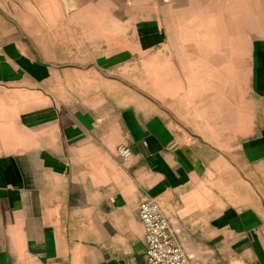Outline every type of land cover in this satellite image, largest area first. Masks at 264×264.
Instances as JSON below:
<instances>
[{"label": "crops", "instance_id": "1", "mask_svg": "<svg viewBox=\"0 0 264 264\" xmlns=\"http://www.w3.org/2000/svg\"><path fill=\"white\" fill-rule=\"evenodd\" d=\"M146 198L264 264V0H0V264H146Z\"/></svg>", "mask_w": 264, "mask_h": 264}, {"label": "built area", "instance_id": "2", "mask_svg": "<svg viewBox=\"0 0 264 264\" xmlns=\"http://www.w3.org/2000/svg\"><path fill=\"white\" fill-rule=\"evenodd\" d=\"M122 158L131 154L128 146H118ZM137 217L144 231L146 264H194L182 239L152 198L142 200L137 206Z\"/></svg>", "mask_w": 264, "mask_h": 264}]
</instances>
